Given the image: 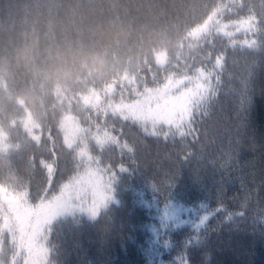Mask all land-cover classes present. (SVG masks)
<instances>
[{
  "label": "trees",
  "instance_id": "trees-1",
  "mask_svg": "<svg viewBox=\"0 0 264 264\" xmlns=\"http://www.w3.org/2000/svg\"><path fill=\"white\" fill-rule=\"evenodd\" d=\"M186 262L264 264V0H0V264Z\"/></svg>",
  "mask_w": 264,
  "mask_h": 264
},
{
  "label": "snow or ice",
  "instance_id": "snow-or-ice-1",
  "mask_svg": "<svg viewBox=\"0 0 264 264\" xmlns=\"http://www.w3.org/2000/svg\"><path fill=\"white\" fill-rule=\"evenodd\" d=\"M217 83H219V77H217ZM216 95V91L213 90L211 87H205L204 91H203V96L200 98L201 100L207 99L209 97H214ZM193 124L194 121L192 119V111L191 109H189V111L187 112V114L176 118L173 121H170L169 123V127L170 128H174L175 131V135H171L170 132H165L163 136H161L165 141H167L169 139V137H186L191 135L193 137V142L195 143L198 140V137L195 135V130L193 128ZM153 135H155V132H153ZM193 156L192 152H188L185 153L183 156V160L185 162L189 161V158ZM223 206H221L222 208ZM243 207V206H242ZM93 215H95V212L92 213ZM239 215H242L243 212L237 213ZM232 214L229 213L227 218L231 219ZM209 219V216H203L200 220V224L203 225L204 223H206V221ZM187 264V262H186Z\"/></svg>",
  "mask_w": 264,
  "mask_h": 264
},
{
  "label": "rangeland",
  "instance_id": "rangeland-1",
  "mask_svg": "<svg viewBox=\"0 0 264 264\" xmlns=\"http://www.w3.org/2000/svg\"><path fill=\"white\" fill-rule=\"evenodd\" d=\"M72 184L76 185V182H73ZM94 184H96V178H93V174L89 173L84 178L82 184H79L78 186L79 188L81 186L82 191L85 190L86 193L92 194V189ZM71 187L73 188L76 186L72 185ZM1 201L3 203L4 210L10 214V225H9V221L7 220V217H5L4 225L6 228L10 227V232L12 235L11 238L16 243V246L20 248V246H22V240L26 229V225H25L26 219H24V217H21L19 220L14 205L10 202H6L2 196H1Z\"/></svg>",
  "mask_w": 264,
  "mask_h": 264
}]
</instances>
